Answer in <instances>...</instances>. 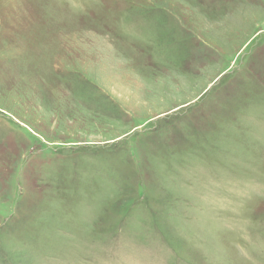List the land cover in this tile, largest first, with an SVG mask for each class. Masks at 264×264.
Instances as JSON below:
<instances>
[{
	"label": "rangeland",
	"instance_id": "obj_1",
	"mask_svg": "<svg viewBox=\"0 0 264 264\" xmlns=\"http://www.w3.org/2000/svg\"><path fill=\"white\" fill-rule=\"evenodd\" d=\"M0 264H264V0H0Z\"/></svg>",
	"mask_w": 264,
	"mask_h": 264
}]
</instances>
